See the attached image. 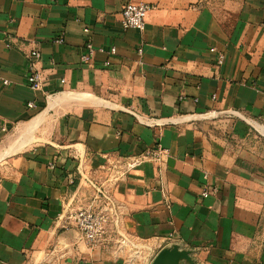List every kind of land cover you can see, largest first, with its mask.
Returning <instances> with one entry per match:
<instances>
[{"label":"crops","instance_id":"crops-1","mask_svg":"<svg viewBox=\"0 0 264 264\" xmlns=\"http://www.w3.org/2000/svg\"><path fill=\"white\" fill-rule=\"evenodd\" d=\"M87 41L116 54L82 65ZM0 77V264H264V151L203 123L264 133V0H0ZM97 190L119 234L90 247L64 217Z\"/></svg>","mask_w":264,"mask_h":264},{"label":"built area","instance_id":"built-area-1","mask_svg":"<svg viewBox=\"0 0 264 264\" xmlns=\"http://www.w3.org/2000/svg\"><path fill=\"white\" fill-rule=\"evenodd\" d=\"M152 10L151 5L146 3H127L121 10V26L123 30L134 29L137 31H143L146 25L147 14ZM84 33L88 32L87 28L83 29ZM59 44L64 42L62 37L56 41ZM215 52L214 49L210 50ZM109 55H115L116 49L111 47L108 51H105L102 47L94 48L90 41L84 46V52L80 55V63L82 65H91L95 55L97 53H105ZM142 50L138 49V54L141 55ZM27 71H26V83L32 91H39L41 88V75L36 68V64L40 61L41 55L38 50H32L27 55ZM224 62V56L222 53L217 54L216 65L221 66ZM109 62H105L106 66H109ZM0 83L4 86L9 84V81L3 77H0ZM29 108H34L33 103H28ZM166 151L156 146V149L146 153L144 159H152L155 161L161 160V157L165 155ZM214 189H204L201 193L203 198L208 197L214 193ZM97 199L103 200L101 203L104 205H89L76 210L68 212L65 219L72 224V226L79 232L83 241L90 247L98 246L106 241L108 231L110 227H117L118 217L116 207L109 197L101 190H97ZM63 216L59 215L58 220ZM112 225V226H111ZM170 238H173L172 236Z\"/></svg>","mask_w":264,"mask_h":264},{"label":"rangeland","instance_id":"rangeland-1","mask_svg":"<svg viewBox=\"0 0 264 264\" xmlns=\"http://www.w3.org/2000/svg\"><path fill=\"white\" fill-rule=\"evenodd\" d=\"M203 123L206 125H210L211 128H213L214 130L220 131L224 129V131H227V132H224V134L226 135L227 133H230L227 136L231 137V139L236 141V144L243 145V144H247L245 142L251 141L252 145L250 143L249 144L251 145V147L255 148L254 149L255 151L256 150L259 152L264 151V133L261 132V130L256 126H251V125L249 126L247 124H242V123H239L238 126H235V125H230L228 121L221 120V119H218L217 123L215 121H212V123H210L209 121H204ZM118 172L120 171L118 170L116 171L115 178L121 176L120 173ZM121 172H124V171H121ZM115 180H117V178ZM94 199L95 201H100L97 198H94ZM118 234L119 232H118L117 227H112V230L108 231L106 241H112L113 237ZM119 244L123 245V247L125 248L126 247L133 248L131 245L129 246V243L127 242L126 243L120 242Z\"/></svg>","mask_w":264,"mask_h":264},{"label":"water","instance_id":"water-1","mask_svg":"<svg viewBox=\"0 0 264 264\" xmlns=\"http://www.w3.org/2000/svg\"><path fill=\"white\" fill-rule=\"evenodd\" d=\"M181 259L191 262L188 254L184 251H178L177 248L171 250H162L154 259L153 264H178Z\"/></svg>","mask_w":264,"mask_h":264},{"label":"bare ground","instance_id":"bare-ground-1","mask_svg":"<svg viewBox=\"0 0 264 264\" xmlns=\"http://www.w3.org/2000/svg\"><path fill=\"white\" fill-rule=\"evenodd\" d=\"M260 130H262V129H260Z\"/></svg>","mask_w":264,"mask_h":264}]
</instances>
